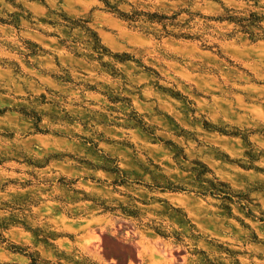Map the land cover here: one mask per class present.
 Returning <instances> with one entry per match:
<instances>
[{
  "label": "rangeland",
  "instance_id": "374dc122",
  "mask_svg": "<svg viewBox=\"0 0 264 264\" xmlns=\"http://www.w3.org/2000/svg\"><path fill=\"white\" fill-rule=\"evenodd\" d=\"M0 264H264V0H0Z\"/></svg>",
  "mask_w": 264,
  "mask_h": 264
}]
</instances>
